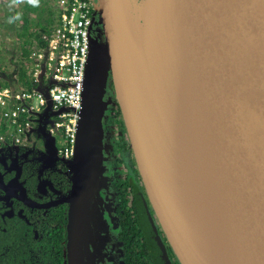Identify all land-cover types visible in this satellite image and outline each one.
Returning <instances> with one entry per match:
<instances>
[{"label":"water","instance_id":"95a60500","mask_svg":"<svg viewBox=\"0 0 264 264\" xmlns=\"http://www.w3.org/2000/svg\"><path fill=\"white\" fill-rule=\"evenodd\" d=\"M93 8L104 43L91 37L69 162L67 264L78 263L70 252L73 227L87 218L86 199L102 178L109 74L144 189L168 243L180 264H208L198 248L191 205L184 202L174 99L161 117L158 105L166 103H159L158 86L144 74L150 62L173 67L178 85L186 76L206 202L230 264H264V0H94ZM47 121L37 129L56 156ZM149 230L153 258L171 264L151 222Z\"/></svg>","mask_w":264,"mask_h":264},{"label":"flooded vegetation","instance_id":"af4514ba","mask_svg":"<svg viewBox=\"0 0 264 264\" xmlns=\"http://www.w3.org/2000/svg\"><path fill=\"white\" fill-rule=\"evenodd\" d=\"M97 19L96 15L91 37L98 43H104L103 29L96 23ZM111 84L110 80L106 92L108 94L105 93L104 99L111 100L107 107L115 118V95ZM104 119L105 117L102 119L101 149V175L104 180L100 178L96 183L95 192H91L86 199L87 218L75 223L73 227L71 258L74 255L77 264H126L124 226L127 227V222L131 220L136 223L145 239L152 264L158 262L149 250L152 239L150 222L165 247L170 263H179L172 248L169 251L167 247L168 241L145 189L144 193L141 192L142 180L135 159L132 162L125 147L126 136L121 130H118V154L114 152L109 159ZM116 123L115 118L113 124ZM35 135L37 139L30 145L24 143L0 149V233H5L2 237L7 239L12 237V244L17 243L30 253H34L35 248L45 247L50 243L51 236L56 235L57 239L59 238L56 254L62 257L63 264H67L68 211L72 204L67 198L73 184V166L53 155L45 148L41 135ZM127 146L130 148L129 142ZM132 164L137 169L140 181L134 174ZM125 182L130 189L126 188ZM128 194L132 196L130 205H126L125 196ZM128 213L130 219L126 220Z\"/></svg>","mask_w":264,"mask_h":264},{"label":"built area","instance_id":"2783aa9c","mask_svg":"<svg viewBox=\"0 0 264 264\" xmlns=\"http://www.w3.org/2000/svg\"><path fill=\"white\" fill-rule=\"evenodd\" d=\"M93 1L55 0L51 29L40 34L38 45L22 63L32 88L0 85V117L7 128L0 133V149L28 143L48 119L45 129L54 138L56 155L72 160L96 19Z\"/></svg>","mask_w":264,"mask_h":264},{"label":"bare ground","instance_id":"6f19581e","mask_svg":"<svg viewBox=\"0 0 264 264\" xmlns=\"http://www.w3.org/2000/svg\"><path fill=\"white\" fill-rule=\"evenodd\" d=\"M147 81L158 86V95L161 98L159 103L165 101L166 107L158 105V113L161 117L168 111L169 104L167 101L171 98L173 110L175 113V125L177 127V148L179 153L180 170L185 190V205H191L189 216L195 219L196 225L201 231V236L198 234L199 241L198 248L202 252L204 258L208 260L209 264H230L227 252L223 246L218 225L215 220L213 211L209 205L206 192L203 186V172L200 160V146L198 139V130L194 112L189 99V90L186 81V76L178 82L175 81V74L173 67L165 68V66L156 65L150 62L144 70ZM164 82L161 84V81ZM173 90L172 95L169 94V89ZM175 92V94H174ZM164 96L165 99L164 100ZM170 103V102H169ZM195 159L198 164H195ZM185 163L191 167L194 180L190 186V174L185 175ZM185 177L189 180L187 181ZM198 190V191H197ZM197 194V196H196ZM206 195V196H205ZM193 198L197 199L196 205L202 212V217L196 209Z\"/></svg>","mask_w":264,"mask_h":264},{"label":"trees","instance_id":"16d2710c","mask_svg":"<svg viewBox=\"0 0 264 264\" xmlns=\"http://www.w3.org/2000/svg\"><path fill=\"white\" fill-rule=\"evenodd\" d=\"M17 3L20 2L19 0H15ZM36 0H25L21 7L24 9L25 14H28L29 12H36L39 11L38 17L40 21L41 15L43 12H47V17L44 18V24L42 25L39 23V28L31 29L29 24V19L26 17V15H19L18 11H14L12 16V22L17 21H23L25 24V28L22 30H16V36L18 39V48L21 50L22 48H25L24 52H19L16 56V71L18 80H17V87H26L31 89L32 83L27 78V70L25 67H23V62L27 58V54L30 50L35 49L38 45L37 40L40 37V34L42 32H47L51 29L53 25V11L49 8L42 6L38 7V5L35 4ZM28 27V28H27ZM2 69V64H0V70ZM3 71H0V74L4 77H9V75L2 73ZM14 81V79H13ZM0 85L3 86H9L13 85L11 81L9 82L8 79H3L2 82H0ZM112 87V84H111ZM112 110V108H111ZM115 118L117 120L116 128L118 130H121L122 133L126 136L125 138V147L128 149V153L130 155V158L134 159V156L132 155L133 152L132 149L128 148L127 144L129 142L127 132L122 120L121 111L119 108V105L117 101L115 100ZM7 130L6 128V119L0 117V133L5 132ZM134 167V174H136V177L139 176L137 169L134 164H132V168ZM140 177V176H139ZM138 177V180L140 181V178ZM126 188L130 189L129 186H127V182H125ZM140 189L141 192L144 193L143 184L140 181ZM125 199L127 200L126 205L132 204V196L130 194L125 196ZM134 202V197H133ZM129 216V217H128ZM130 219V213H128L126 220ZM136 223L129 220L127 222V229L126 225L125 232H124V241H125V249H126V264H152L151 259L148 255L147 249H146V242L145 239L140 232V230L135 225ZM5 233H0V264H63V259L60 255L56 254V248H57V242L59 241V238L57 239V236H51L50 243H47L45 247H38L35 248L34 253L28 252L26 249H22L21 245L14 243L12 244L13 238H4L2 235ZM167 247L169 251H171V247L166 242ZM176 264H179L176 261Z\"/></svg>","mask_w":264,"mask_h":264},{"label":"rangeland","instance_id":"374dc122","mask_svg":"<svg viewBox=\"0 0 264 264\" xmlns=\"http://www.w3.org/2000/svg\"><path fill=\"white\" fill-rule=\"evenodd\" d=\"M19 1L20 2L17 3L15 0H0V64H2V69L0 71H3L2 73L9 75V77H4L3 75L0 74V82H2L3 79H8L9 82L11 81V83L13 84L14 87L18 85L17 84L18 77H17V74L15 73L16 68H17L16 56L19 52H24V50H25V48H22L21 50L18 48V39L16 36V30L24 29L25 24L22 20L17 21V22H12L13 13H14V11H18L20 16L26 15V17L29 19L28 26L31 29L39 28V23H41L43 25L44 24V18L47 17V12L42 13V15H41L42 21H40V19L38 17L39 11L29 12L28 14H25L24 9L21 7V4L25 0H19ZM150 1L155 2L156 0H150ZM35 4L38 5V7L44 6V7H46V10H47V8H49L50 10L55 12V6H56L55 0H36ZM13 79H14V81H13ZM110 80H111V76L109 74L107 77V82H106V90H107V91L105 90L106 92H108V84H109ZM111 82H112V80H111ZM163 82H164V80L161 81V84ZM172 93H173V90L170 88L169 94L172 95ZM106 94H108V93H106ZM106 94H104V98H106ZM110 104H111V102L107 103V106ZM104 114H105L104 115V117H105L104 125H105L106 144H107L106 146H107V152H109L108 153L109 159H111L114 152H116V154H118L117 146L120 144V138H119L120 133H119L118 129L116 128V125L113 124L115 121V118L113 117L112 112H110L108 110V107L106 108ZM172 123L174 126L173 117H172ZM35 134H37V135L40 134V131L38 129L35 130L33 132L32 136L26 140L29 143L28 145L32 144L37 139ZM41 137H42V135H41ZM21 145H22V143H21ZM67 162L69 163L70 161H67ZM195 164L199 165L198 160H196V159H195ZM184 168H185L184 171H185L186 176H188V170H189V174H190L189 180H190V186H191L192 180H194L193 174L191 171L192 169L186 163H185ZM102 179L104 180L103 176H102ZM185 179L187 181H189L186 177H185ZM196 196H197V194H196ZM193 200H194L196 209L199 213V216L202 217V212H201V210L198 209V207L196 205L197 199L193 198ZM195 229L197 231L195 233L200 234V236H201V231H199V229L194 227V230ZM197 241H198V243H200L199 237H197ZM206 262H208V260ZM208 264H209V262H208Z\"/></svg>","mask_w":264,"mask_h":264}]
</instances>
